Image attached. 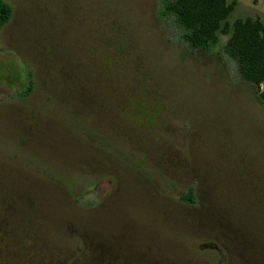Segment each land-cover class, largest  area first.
Segmentation results:
<instances>
[{"label": "rangeland", "instance_id": "obj_1", "mask_svg": "<svg viewBox=\"0 0 264 264\" xmlns=\"http://www.w3.org/2000/svg\"><path fill=\"white\" fill-rule=\"evenodd\" d=\"M3 1L0 264H264V102L226 37L191 51L164 0Z\"/></svg>", "mask_w": 264, "mask_h": 264}, {"label": "trees", "instance_id": "obj_2", "mask_svg": "<svg viewBox=\"0 0 264 264\" xmlns=\"http://www.w3.org/2000/svg\"><path fill=\"white\" fill-rule=\"evenodd\" d=\"M235 0H164L159 13L173 20L182 30L181 37L191 51L210 52L224 35L223 51L236 63L239 77L255 86L264 102V19L240 17L229 21ZM9 5L0 0V26L10 17ZM32 82L22 91L28 94ZM186 198L192 199L189 189Z\"/></svg>", "mask_w": 264, "mask_h": 264}, {"label": "flooded vegetation", "instance_id": "obj_3", "mask_svg": "<svg viewBox=\"0 0 264 264\" xmlns=\"http://www.w3.org/2000/svg\"><path fill=\"white\" fill-rule=\"evenodd\" d=\"M2 202V204H1V207H0V209L2 210V215H3V217L2 218H0V221H1V219H3L4 220V222H2V223H0V227H3V228H6V226H9V221L7 220V217H6V209H5V206H6V200H3V201H1ZM0 215H1V213H0Z\"/></svg>", "mask_w": 264, "mask_h": 264}]
</instances>
